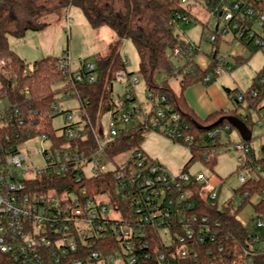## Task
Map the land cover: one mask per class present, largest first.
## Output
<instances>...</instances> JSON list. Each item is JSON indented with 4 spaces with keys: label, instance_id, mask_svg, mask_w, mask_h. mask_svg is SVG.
<instances>
[{
    "label": "built area",
    "instance_id": "obj_1",
    "mask_svg": "<svg viewBox=\"0 0 264 264\" xmlns=\"http://www.w3.org/2000/svg\"><path fill=\"white\" fill-rule=\"evenodd\" d=\"M180 2L182 6L200 4L224 22L208 37L212 45L218 35L223 37L231 31L235 40L254 42L264 49V37L253 30L257 21L264 28L261 0ZM191 17L179 13L177 24H190ZM189 49L201 50L193 42ZM174 56L182 58L183 55L176 49ZM122 58L127 66L126 57ZM233 63L232 56L219 53L215 74L220 76L229 71ZM80 64L68 76L73 89L66 94L69 98L73 95L79 98L78 85L97 82L96 63L81 61ZM58 66L65 74L71 72L69 55L61 57ZM117 81L125 85V92L114 100L108 138L91 124L84 123L79 115L78 122L65 126L63 133L58 134L67 141H78L91 133L97 149L90 155L78 147L56 148L46 134L34 135L24 130L23 136L21 129L25 121L19 107L0 99V132L15 127L11 135H0V264H257L256 259L264 253L261 233L264 219L258 217L254 204H251L254 207L251 221L246 223L250 226L251 238L231 252L227 247L228 237L220 232L219 223L195 213V186H200L202 200L213 203L219 198L220 185L214 184L212 176L173 174L143 150H135L132 159L116 169V196L110 193L93 196L88 186L81 187L85 179L106 173L96 167V157L103 155L110 160L106 147L122 133L138 128L163 130L166 136L181 144L193 142L190 124L166 95L147 90L151 107L145 110L134 92L138 77L121 70ZM210 81V76L204 78V82ZM259 82L264 83V77ZM236 98L241 102L244 94L238 93ZM54 112H60L58 104L54 105ZM67 118L72 119V114L68 113ZM132 121L135 125L129 128ZM260 124L264 125V120ZM230 130V125H226L209 133V137L215 138ZM36 139L49 142L48 147L38 149L44 160L39 168L26 165L31 157L27 145ZM249 143L243 140L235 146L241 169L253 174L250 177L242 174V184L255 176L248 159L254 151ZM256 155L264 157V147ZM88 165L92 171L89 176ZM43 177L50 180L64 177L66 182L45 191L35 183ZM100 196H106L107 202H98ZM246 196L241 198L239 207L251 203L246 201Z\"/></svg>",
    "mask_w": 264,
    "mask_h": 264
},
{
    "label": "trees",
    "instance_id": "obj_2",
    "mask_svg": "<svg viewBox=\"0 0 264 264\" xmlns=\"http://www.w3.org/2000/svg\"><path fill=\"white\" fill-rule=\"evenodd\" d=\"M261 1L264 3V0ZM72 5L82 10L93 29L108 27L115 33V39L109 44L106 53L98 55L96 59L97 82L77 86L80 101L78 114L84 123L91 124L99 134L104 133L102 116L114 109L112 94L116 76L121 70L129 72L120 52V47L125 41H131L137 49L140 58L139 75L145 81L147 90L166 95L191 126L193 142L186 145L191 151V156L182 172H188L194 162H201L214 172L217 164L216 151L222 149L225 144L222 143L221 134L210 138L209 133L226 125L231 127L228 117H238L252 129L253 121L239 114V107L247 104L248 109H255L259 118L264 120V83H260L259 78L254 79L252 87L243 93V101L239 102L235 98V106L228 112H217L206 120H201L188 107L184 98L186 89L199 82L210 84L218 77L215 69L222 39V36H217L212 45L209 67L203 71L195 63L200 51L190 50L191 41L177 33L183 28V24H177V15L182 13L192 16L191 5L182 6L180 0H0V99L19 107L21 117L25 121V126L21 129L23 136L24 130H29L34 135L46 134L54 141L56 148L78 147L87 155L97 149L91 133L85 140L67 141L59 137L52 125L54 117L60 113L54 112V105L59 101L58 95L68 94L73 90L68 83V76L72 72L65 74L58 66L61 57L69 55V50H65L61 57L47 56L27 63L10 46V38L23 39L29 32L45 30L49 26L45 21L48 16L64 11ZM214 32L217 30L214 29ZM242 43L251 48L252 42L242 40ZM176 49L183 55V66L176 65L173 60ZM236 64H243V61L237 59ZM129 74L133 75L130 72ZM162 74L167 77L159 80ZM209 75L211 81L204 82V78ZM178 76L181 77L179 93L170 84V79ZM14 129L15 127L1 131L0 135H11ZM147 132L141 128L133 129L110 141L106 147L109 159L114 160L124 153L142 150L141 144ZM248 159L255 177L242 184L235 193L240 198L247 194V202H251L256 196L260 197L254 207L258 217L264 219V157L257 156L253 151ZM116 171L85 179L81 187L88 186L93 196L105 193L116 196ZM64 182V177L52 180L43 177L35 183L48 191L64 185ZM200 193V186H195V213L208 216L219 223L220 232L224 237H228V251L246 244L251 235L250 226L239 219L238 213L242 208L232 210L229 203L221 209L215 203L202 200ZM256 263L264 264V253L258 256Z\"/></svg>",
    "mask_w": 264,
    "mask_h": 264
},
{
    "label": "rangeland",
    "instance_id": "obj_3",
    "mask_svg": "<svg viewBox=\"0 0 264 264\" xmlns=\"http://www.w3.org/2000/svg\"><path fill=\"white\" fill-rule=\"evenodd\" d=\"M191 12L192 23L188 25L183 24L182 30H178L177 33L182 38L188 37L194 44L201 46V52L195 58L196 60L198 58L208 60L207 55L210 53V50L207 49V45H210L212 48L208 37L214 34V29L218 24L223 26L224 22L218 18V15H211L200 4L192 6ZM45 21L49 23V26L45 30L41 32H29L27 38L23 41H19V39L13 37L10 38L12 50L25 59L27 63H33L47 56L61 57L64 51L68 49L70 70L71 72H75L79 69L81 61L95 63L98 55L105 54L108 45L115 38L114 31L108 27L93 29L82 10L74 5L64 11L48 16ZM253 26L264 37V28L261 23L257 21ZM204 31V36H202ZM233 37L231 31L224 35V38L228 40L233 39ZM234 43L242 45L240 41L235 39ZM251 50H247L245 56L249 58L251 55L248 63L233 64L229 71L224 72L216 79L218 82H221V80L227 82L224 88L234 91L232 94H227L231 101V109L235 106L233 101L237 94L248 91L252 87L254 79H261L262 77L264 49L257 47L253 42L251 43ZM120 52L123 57H126L127 70L139 79V82L134 87L138 102L141 103L143 109L149 110L151 105L147 98V86L143 78L139 75L140 58L137 49L131 41H125L120 47ZM173 60L176 65L183 66L185 63L181 58L174 57ZM166 77L165 74H162L159 76V80H163ZM180 80V76L170 79V84L177 92L180 91ZM114 84V92L112 95L113 99L117 100L119 95L125 92V85L118 81ZM58 99L57 104L60 106V113L54 117L52 125L57 131V134H62L65 126L80 120L78 116L80 101L77 97L69 98L65 93L59 94ZM5 104L3 102V105ZM68 113L72 114V119L67 118ZM238 113L243 117L251 118L253 121L254 125L251 129L253 140L249 144L256 153H261L264 147V125L260 124L262 119L259 118L255 109H248L247 104L239 107ZM110 120L111 113H106L102 116V124L106 138H108ZM134 125L135 121H132L128 127L132 128ZM221 140L225 146L219 151H216L217 164L214 172L207 169L201 162H194L188 169V172L191 175L203 173L206 176H212L214 178V184L221 185L219 198L213 203L217 204L221 209L231 203V209L236 210L242 202V199L235 193L242 185L240 176L245 174L250 177L253 174L241 169L238 160L240 154L236 151L235 146L243 142L239 131L231 126V130L228 133L221 134ZM27 146L29 156L31 157L30 159L28 158L26 165L35 168L43 166L44 160L38 154V149L48 147L49 142L36 139L29 142ZM141 148L146 154L157 160L167 171L173 174L181 173L191 156L189 147L166 136L163 130L148 131L145 134ZM132 157V151L124 153L114 160H108L105 156L98 155L96 157L98 165H95L101 172L108 173L128 163ZM91 173V167L88 165L87 175L89 176ZM97 200L98 202H107V197L100 196ZM259 200L260 197L258 196L252 198L251 203L245 205L238 213L239 219L243 223L246 224L251 221V215L254 213V207L251 204H256ZM261 233L264 235V229Z\"/></svg>",
    "mask_w": 264,
    "mask_h": 264
},
{
    "label": "crops",
    "instance_id": "obj_4",
    "mask_svg": "<svg viewBox=\"0 0 264 264\" xmlns=\"http://www.w3.org/2000/svg\"><path fill=\"white\" fill-rule=\"evenodd\" d=\"M204 32H203V34H204ZM27 36H28V33H27L25 38L19 39V41L25 40L27 38ZM186 39L193 42L188 37H186ZM200 48H201V46H200ZM207 49L210 50V53L207 55L208 60L207 59H200V58H198L197 60L195 59V63L203 71L207 70L209 67V64H210V55L212 52V48L210 45H207ZM247 50L252 51L251 48H249L244 43H242V45L234 43V37H233V39L228 40V39H225L223 36L222 39L220 40V43H219V53L223 54V55L232 56L233 61H234L233 64H236L237 59H241V61H243V63H248L251 55L249 56V58L245 57L247 54ZM200 52H201V50H200ZM197 56H196V58H197ZM216 79L213 82H211L210 84H204L201 82L196 83V84L190 86L189 88H187L185 93H184V98L186 100L188 107L201 120H206L208 117L216 114L217 112H221V111L226 112L227 110L231 109L230 107H232L231 101H230L229 96H228L230 93H226L224 90V89H226V88H224V86L227 82H224L222 80H221V82H218V81H216ZM179 92H177V93H179ZM150 158L155 160L152 157H150ZM155 161H157V160H155ZM220 188H221V185H220Z\"/></svg>",
    "mask_w": 264,
    "mask_h": 264
},
{
    "label": "water",
    "instance_id": "obj_5",
    "mask_svg": "<svg viewBox=\"0 0 264 264\" xmlns=\"http://www.w3.org/2000/svg\"><path fill=\"white\" fill-rule=\"evenodd\" d=\"M224 90L226 93L231 92V90H229V89H224ZM227 120L234 128H236L239 131V133H240V135L244 141L251 142L252 131L243 120H241L238 117H228Z\"/></svg>",
    "mask_w": 264,
    "mask_h": 264
}]
</instances>
